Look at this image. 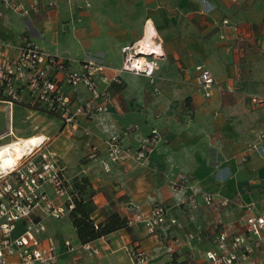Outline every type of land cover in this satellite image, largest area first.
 I'll return each instance as SVG.
<instances>
[{
  "label": "crops",
  "instance_id": "obj_1",
  "mask_svg": "<svg viewBox=\"0 0 264 264\" xmlns=\"http://www.w3.org/2000/svg\"><path fill=\"white\" fill-rule=\"evenodd\" d=\"M32 1L19 0L23 6ZM38 1L42 7L27 18L8 12L0 39L13 47L2 52L15 57L20 36L28 33L42 50L67 61L73 70L86 63L101 68L95 74L100 89L102 76L117 81L108 89L112 104L107 113L82 117L73 127L56 117L60 133L31 136L50 140L68 181L75 173L89 178L96 191L91 215L96 224L114 212L129 216L132 206L148 215L156 203L166 206L168 216L178 222L157 236L138 222L91 242L99 255H89L68 216L47 218L40 239L56 246L57 264H131L127 250L132 246L144 249L151 264H166L173 257L181 264L201 262L202 253L214 247L219 229L217 214L201 197L193 213L181 206L193 188L254 203L264 211V106L256 107L250 100L264 94V0H208L207 5L200 0ZM224 20L230 24L224 25ZM137 43L160 51L153 82L121 71L122 48ZM198 66L209 70L216 82L209 97L198 80ZM56 75L76 100L87 97L85 88L73 90L64 84L62 73ZM16 106L23 108L18 111H41ZM133 124L139 130L124 138L131 151L153 128L160 141L143 163L130 159L106 172V140L111 132L121 133ZM8 130L9 126L0 129V135L7 134L4 139L12 136ZM92 147L98 149L96 158L89 157ZM244 214L232 206L221 219L241 233ZM169 245L174 248L171 254ZM9 260L16 262L18 257Z\"/></svg>",
  "mask_w": 264,
  "mask_h": 264
},
{
  "label": "built area",
  "instance_id": "obj_2",
  "mask_svg": "<svg viewBox=\"0 0 264 264\" xmlns=\"http://www.w3.org/2000/svg\"><path fill=\"white\" fill-rule=\"evenodd\" d=\"M204 5L208 0H200ZM52 5V3L50 4ZM41 4L33 0L28 6H23L19 0H0V25L8 12L29 17L31 12L40 10ZM224 25H229L224 20ZM30 28V27H28ZM18 54L9 57L2 52L3 48L13 47L11 42L0 39V103L9 109V135H13L12 112L17 104L44 111L58 117L64 126L73 127L82 117L94 119L99 114L109 111L112 98L109 87L116 78L106 76L100 78L104 85L99 88L95 74L101 69L93 63H86L80 70H73L67 61L49 54L36 45L28 33L20 36ZM148 46V44H146ZM140 43L122 48L124 61L122 72L154 80L158 68L155 54L143 52ZM198 80L207 97L215 86L211 72L202 66L196 68ZM57 73L64 75V84L77 90L83 87L87 97L76 100L66 92L60 83ZM251 103L256 107L264 106V94L252 95ZM139 130L138 125H129L121 133L111 132L106 140L105 159L102 165L106 172L112 166L133 160L143 163L152 153L161 136L157 128L149 135L138 140V146L131 151L124 144L127 138ZM7 134L0 135V141ZM39 142L26 154L13 162L5 172H0V264H57L59 255L53 244H44L40 236L46 232L45 220L62 219L69 215L74 205L69 194L68 180L58 166V154L52 148L47 137H38ZM264 144V133L261 136ZM90 158L98 157V149L90 148ZM192 195L182 200L181 206L189 212L200 208L198 197L203 204L217 214L216 227L219 234L214 240V247L202 253L203 260L194 264H264V211H258L254 203H245L239 199L230 200L212 196L193 188ZM51 192L61 203H57ZM232 206L245 212L243 217V232H239L231 224H224L221 219L223 211H229ZM129 227L143 222L151 236H157L160 230H168L176 225L177 219L168 216V208L161 203L153 205L151 212L144 215L136 207H128ZM66 247H71L65 241ZM89 255H99V250L91 243L83 244ZM168 253H173V246L166 247ZM131 264H151V256L139 246L128 248ZM17 256L16 262L10 257ZM166 264H181L172 259Z\"/></svg>",
  "mask_w": 264,
  "mask_h": 264
},
{
  "label": "trees",
  "instance_id": "obj_3",
  "mask_svg": "<svg viewBox=\"0 0 264 264\" xmlns=\"http://www.w3.org/2000/svg\"><path fill=\"white\" fill-rule=\"evenodd\" d=\"M69 194L74 205L68 217L81 244L91 243L122 229L130 228L126 216L114 212L106 216L99 224L92 219L93 197L96 191L85 175L77 176L68 182ZM172 260H177L173 257Z\"/></svg>",
  "mask_w": 264,
  "mask_h": 264
},
{
  "label": "rangeland",
  "instance_id": "obj_4",
  "mask_svg": "<svg viewBox=\"0 0 264 264\" xmlns=\"http://www.w3.org/2000/svg\"><path fill=\"white\" fill-rule=\"evenodd\" d=\"M20 107H14L12 112V125L14 128V135L6 137L0 142V145L11 143L18 138H25L31 135L39 134H57L62 130L59 119L46 112L37 111H18ZM0 129L8 126L9 109L5 104L0 103ZM20 109H23L22 107ZM83 174L75 173V177Z\"/></svg>",
  "mask_w": 264,
  "mask_h": 264
},
{
  "label": "bare ground",
  "instance_id": "obj_5",
  "mask_svg": "<svg viewBox=\"0 0 264 264\" xmlns=\"http://www.w3.org/2000/svg\"><path fill=\"white\" fill-rule=\"evenodd\" d=\"M154 47H142L143 52L155 51ZM39 142L38 136H31L27 138H18L17 140L0 145V172H5L13 164L19 160L22 155L26 154L33 146Z\"/></svg>",
  "mask_w": 264,
  "mask_h": 264
}]
</instances>
